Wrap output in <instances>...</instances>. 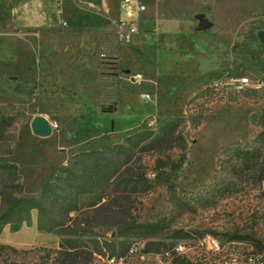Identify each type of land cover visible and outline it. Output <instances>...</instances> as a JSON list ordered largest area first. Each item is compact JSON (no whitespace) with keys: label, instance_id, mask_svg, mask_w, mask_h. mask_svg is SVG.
<instances>
[{"label":"rangeland","instance_id":"1","mask_svg":"<svg viewBox=\"0 0 264 264\" xmlns=\"http://www.w3.org/2000/svg\"><path fill=\"white\" fill-rule=\"evenodd\" d=\"M137 1L144 13L151 6V16L135 20L137 32L127 41L105 29L94 33L88 47L90 39L76 36V26L64 21L44 34L18 32L16 82L0 81V109L11 103L21 114L9 130L10 152L0 155V160L17 164L23 186L20 195L31 197L73 152L117 143L136 129L155 128L157 113L183 114L186 150L176 192L186 210L170 212L165 187L150 175L154 159L161 154H140L131 168L143 171L146 183L134 191L127 189V203L139 221L166 216L169 230L156 238L161 245L149 252L144 250L147 239L143 238L139 250L126 255L122 264H172L174 255L166 257L163 251L177 239L170 237L174 229L212 235L222 243L237 241L259 252L264 249V181L220 194L213 175L219 153L259 129L257 114L264 110V53L252 57L243 48H260L257 32L264 30V0ZM57 2L58 7L63 4V0ZM121 4L125 6L123 0ZM79 10L89 12L84 7ZM72 14L76 16V5ZM11 44L14 47L13 40ZM134 73L144 80L131 81ZM214 77L228 83L213 89L208 84ZM239 77H247L248 83L234 80ZM147 93L149 98H144ZM33 115L48 120V135L31 132ZM195 121L198 124L193 127ZM164 153L175 156L177 151ZM116 218L99 212L82 226L109 240L115 232L110 222ZM44 236L29 226L17 232L5 229L1 239L26 244L14 247L15 253L1 251L0 264H36L46 256L45 249L58 246L50 245ZM102 250L91 257L84 255L80 264H106L110 251ZM179 254L200 264L218 258L209 250ZM52 256L43 259L45 264H52Z\"/></svg>","mask_w":264,"mask_h":264},{"label":"trees","instance_id":"2","mask_svg":"<svg viewBox=\"0 0 264 264\" xmlns=\"http://www.w3.org/2000/svg\"><path fill=\"white\" fill-rule=\"evenodd\" d=\"M243 51L256 57L264 53V43L258 50L246 47ZM19 114L11 103L0 109V155L10 152L13 136L9 130ZM184 124L183 114L157 113L155 128L136 129L123 134L117 143L73 152L57 167L52 179L41 182L31 197L20 195L23 186L17 164L0 160V230L8 225L10 231H17L29 222L34 211L36 230L58 237V246L45 249L46 256L36 264H45L47 259H43L49 254H53L52 264H80L84 255L91 257L105 248L110 251L108 255H125L133 240L143 238L147 239L145 251L158 248L161 242L156 238L169 230V223L166 216L155 221H139L131 213L125 196L129 193L127 189L134 191L137 185L146 183L144 172L133 171L131 166L140 154L160 153L153 162V180L165 187L170 212L175 208L186 210L185 202L176 192L178 173L185 161ZM197 124L198 121L193 122V127ZM256 124L259 129L251 138L234 140L219 153L213 176L218 179L216 189L220 194L264 181V110L257 114ZM165 150L177 153L172 156L165 154ZM99 212L117 216L110 222L115 232L109 240L100 239L99 234L82 226H87V220ZM196 236L190 231L174 229L170 237L177 239L166 250ZM3 250L16 252L14 247L0 243V254ZM172 256V264H200L173 251ZM11 264L23 263L12 261Z\"/></svg>","mask_w":264,"mask_h":264},{"label":"crops","instance_id":"3","mask_svg":"<svg viewBox=\"0 0 264 264\" xmlns=\"http://www.w3.org/2000/svg\"><path fill=\"white\" fill-rule=\"evenodd\" d=\"M60 1L62 2V0ZM72 1L74 5L70 0H63V4L58 7L60 3L57 0H0V54H2V56L0 55V81H7L11 84L16 82L18 66L14 62V58L17 53L15 42H17L18 32L36 30L44 34L48 31L56 30L58 24L64 21L67 25L76 26V36L79 35L80 38L90 39L89 47L94 41V33L105 29L115 33L114 22L120 20L125 22V24L129 21L135 23L137 19L140 20L145 16H151L150 5L146 9V13H144L143 11H136L134 6L130 4H125L123 7L121 0ZM75 5L76 16L72 14ZM80 7L86 8L89 12L82 14L79 10ZM149 20L147 21L149 22ZM147 21L145 22L147 23ZM142 23V21H139V25H142ZM12 40L14 47L11 44ZM27 226L33 227L37 231L34 215H32V218L30 217L28 225H22L18 230ZM5 229H9L8 225L2 227L0 236ZM45 235L43 239L48 241L50 245L55 246L58 244L56 235L52 233H45ZM0 243L13 247L26 244L19 241H4L1 237Z\"/></svg>","mask_w":264,"mask_h":264},{"label":"built area","instance_id":"4","mask_svg":"<svg viewBox=\"0 0 264 264\" xmlns=\"http://www.w3.org/2000/svg\"><path fill=\"white\" fill-rule=\"evenodd\" d=\"M125 4H130L134 6L136 11H141L142 5L137 0H123ZM115 34H117L122 40H129L130 37L137 32L135 23L129 21L125 24L123 21L114 22ZM144 80L140 73H134L131 75V81L140 82ZM232 80V79H231ZM239 84H247V77H239L234 79ZM260 84L263 81H258ZM228 83L224 81L221 77H214L210 80L209 86L213 89H217L223 84ZM144 98H149V93L144 94ZM152 177L153 173L150 172ZM141 245V241L136 239L133 240L127 249L125 255H106V264H122L126 255H132L136 253ZM198 249V250H209L218 254V258L215 264H264V249L257 252L252 248H244L237 241H230L228 243H222L217 240L216 237L212 235L206 236H196L187 241H180L174 244L172 250H164L163 254L166 257H171L172 251L176 254L181 252Z\"/></svg>","mask_w":264,"mask_h":264},{"label":"water","instance_id":"5","mask_svg":"<svg viewBox=\"0 0 264 264\" xmlns=\"http://www.w3.org/2000/svg\"><path fill=\"white\" fill-rule=\"evenodd\" d=\"M264 30L257 32V37L264 43L263 38ZM31 132L38 136H46L51 132V125L43 115H33L30 119Z\"/></svg>","mask_w":264,"mask_h":264}]
</instances>
